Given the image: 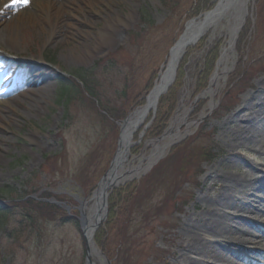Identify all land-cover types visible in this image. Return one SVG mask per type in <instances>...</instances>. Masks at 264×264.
Listing matches in <instances>:
<instances>
[{"label":"rangeland","instance_id":"374dc122","mask_svg":"<svg viewBox=\"0 0 264 264\" xmlns=\"http://www.w3.org/2000/svg\"><path fill=\"white\" fill-rule=\"evenodd\" d=\"M197 1L92 0L86 11V1L75 0L72 14L58 17L54 8L40 14L36 0H14L0 9V51L33 62L0 55V264H84L79 203L109 170L119 122L141 109L186 24L212 9H194ZM47 2L69 6L67 0ZM26 10L40 18L46 32L30 24L31 33ZM248 10L212 92L196 101L204 58L214 48L220 55L230 40L227 19L184 54L174 108L160 134L145 133L140 140L134 135L123 168L141 163L143 171L114 189L131 185L121 209L108 202L105 221L93 235L94 264H176L191 228L199 224L196 217L215 195L222 203L216 231L230 219L243 231H251V224L264 226L259 217L264 193L239 187L264 177V0H250ZM11 33L17 42L7 40ZM68 75L84 77L97 107L113 110L117 118L101 117ZM63 85L71 88L67 99L60 97ZM169 129L178 134L173 142L164 136ZM209 152L216 155L212 160L205 158ZM230 179L233 184L224 188ZM250 193L257 198L245 199ZM34 196L53 197L68 209L38 202L48 209L41 213L26 204ZM252 249L226 246L222 259L263 264L246 253ZM216 252L215 246L204 248L199 260Z\"/></svg>","mask_w":264,"mask_h":264},{"label":"bare ground","instance_id":"6f19581e","mask_svg":"<svg viewBox=\"0 0 264 264\" xmlns=\"http://www.w3.org/2000/svg\"><path fill=\"white\" fill-rule=\"evenodd\" d=\"M14 0H0V9L5 8L10 3H12ZM69 1V6L60 3L59 2H51L52 5H57L56 7L52 6L47 2V0H36L38 3V10L40 14H48L52 11L54 8V12H56L55 17H58L59 14L64 15H71L72 11L70 6L72 4H75V0H67ZM86 1V11H91V8L93 7L92 0H85ZM250 0H238V3H232L227 2L226 0H221L218 4L217 1V7L209 13V15H206L205 17L202 16L198 20L194 21L190 27L192 28L193 33L198 34L203 29L204 33L208 32H214V30L219 26L221 21L223 19H227L228 24L231 25L229 29L230 34V43L227 45V47L223 48L222 54H221V62L219 63V66L223 62L225 56L227 53L231 51V45L233 41L234 35L237 33L236 29L238 28L239 24L241 23L244 11H243V5L246 8L247 13V4ZM26 15H28L27 20V27L28 25H37L39 27L38 33H44L46 30L43 28V25L40 21V18H37L34 12L31 10H26ZM20 14V13H19ZM245 19V17H244ZM42 20V19H41ZM30 28V27H29ZM30 31L32 34L35 33V31H32V28H30ZM12 35H8L7 40L11 43L12 37L13 41L17 42V35L11 33ZM191 34V30L189 29L185 35V39L188 38ZM213 34V33H212ZM104 35H108L107 33H104ZM176 50L173 52V55L170 59V63L173 65L176 61V57L180 54V47L175 48ZM41 61V60H40ZM42 62V61H41ZM165 70L160 74L159 79L157 81V86L162 87L166 84L167 78H165L164 74ZM217 79V75H215V78L212 79L211 84ZM213 84L211 85L212 89ZM261 89L264 90V80L262 81L260 85ZM212 92V91H211ZM154 95L150 97L149 103L145 108L135 110L133 113L129 115L127 120L122 126L121 134H120V144L118 148V153L115 157L114 164L112 167V170L110 173L105 177V179L102 181L98 191L87 201V205L89 204V212L85 217V226H86V237L88 241L91 240V233L94 224L103 217L104 209L102 207V199H101V193L105 187H108L110 184H117L122 181H129L134 177L139 176V174L143 171V168L141 167V163L138 164L137 167H128L123 168V163H126V149L128 144V139L130 134L137 130L140 126L144 125L147 115L149 113V108L152 106V103L154 101ZM168 137L170 138V141L173 142V138H176L178 136L173 134L172 129H169V132L167 133ZM232 181V182H231ZM233 180L230 179V182L223 181L222 185L227 187L229 184H233ZM240 188L245 189L246 191H249L253 189L255 193L261 192L264 193V177L260 179H255L248 184H240ZM255 189V190H254ZM215 195L214 199L210 200L209 202H206L205 204V214L198 215L197 222L199 223L196 227H192L190 233L188 234L185 242H183L182 246V253L180 254L181 260H178L176 264H237V261L234 260H224L223 258V247L226 246H234L235 248L243 247L244 245H251L253 247V250H248L246 253L250 255H255L259 258L264 264V254L259 253V251L264 252V226L262 229H257L253 224L250 225L251 231L242 230L238 222H233V220L226 221V223L223 225L222 230L216 231L215 226V217L219 211V208L222 207V203L219 200V196ZM257 198V196L252 195L251 193L249 195H245V199L248 198ZM239 202V208L240 209H246L245 202L242 200H238ZM86 205V206H87ZM238 208V209H239ZM253 209V208H252ZM255 209H253L250 213L251 216H256V214H253ZM262 217V221L264 224V216ZM258 217V218H259ZM252 218V217H251ZM255 218V217H254ZM245 222V221H244ZM249 223V222H248ZM200 224L201 227H200ZM245 224V223H244ZM236 227V228H235ZM143 227H140V230ZM188 230V226L185 227ZM209 231L211 233H215L213 235V239H209L207 237ZM235 231L239 232V235L235 233ZM210 233V234H211ZM93 238V237H92ZM91 243V242H90ZM91 246V244H90ZM215 246L217 251L216 255L207 260L204 263H201V260H199L202 249L207 247ZM93 250V249H92ZM258 250V251H257ZM189 254V256H188ZM243 264H252L242 258L238 259Z\"/></svg>","mask_w":264,"mask_h":264},{"label":"trees","instance_id":"16d2710c","mask_svg":"<svg viewBox=\"0 0 264 264\" xmlns=\"http://www.w3.org/2000/svg\"><path fill=\"white\" fill-rule=\"evenodd\" d=\"M212 2H213V0H198L194 9H202V11L207 10L208 8H210L212 6ZM198 13L199 12H196L195 15H197ZM217 58H218V49L217 48L212 49L209 52V54H207L206 57L204 58L203 70L198 74V77L196 80V82L198 83L199 89H204L207 86V83H208L207 78H209V76L213 72L214 65H215ZM183 63H184V60H183ZM182 74H183V71L180 68L178 73H177V77H176V81H175L174 85L169 89L168 93L160 99L158 109H157V112L155 115V119H154L151 127L147 131L148 136L153 135L157 130H158V134H160L164 122L170 116V114L174 108V95H175L174 91L177 88V83L180 80V78L182 77ZM99 109L101 110V112H104L106 114L107 118H111V119L117 118V114L114 113L113 110L102 108V107L97 108L98 111H99ZM100 116L105 118V116L102 113L100 114ZM214 157H215V155H213L211 152H209L207 154V157H205V158L213 159ZM130 187H131V185L127 186L125 189L121 188L120 190H118L116 192H112V194L109 198V203L111 204V206L113 207L114 210H116V208H117L116 204H118V207L121 209L122 206L119 203L122 202V195L125 194L129 190ZM44 196H47V195H44ZM26 204L28 206H29V204L30 205L34 204L32 207L38 211L41 210L42 211L41 213L47 212L48 209H46L45 207L59 209L57 207H54V206H51L48 204H45L46 206L43 205V207H41V204H38L37 202H34L32 200H28ZM114 210H113V212H114ZM67 219H68V217H67Z\"/></svg>","mask_w":264,"mask_h":264},{"label":"water","instance_id":"95a60500","mask_svg":"<svg viewBox=\"0 0 264 264\" xmlns=\"http://www.w3.org/2000/svg\"><path fill=\"white\" fill-rule=\"evenodd\" d=\"M221 0H219L218 1V4H219V2H220ZM227 2H232V3H238V0H226ZM217 7V5L215 6V8ZM214 8V9H215ZM243 11H244V16H243V19H244V17L246 16V8L244 7V5H243ZM209 13H211V12H209ZM209 13H206L205 15H203L204 17L206 16V15H209ZM243 19H242V21H241V23L239 24V26H238V28L236 29V31H238L241 27H242V25H243ZM194 21H192V22H190L186 27H185V30H184V32H183V34L180 36V38H179V40L177 41V43L175 44V46L171 49V51H170V59H171V57H172V55H173V52L176 50L175 48H177V47H180V54H179V56L178 57H176V61H175V63H173V65L168 61V64H167V67H166V70H165V72H164V74H165V78H167V82H166V84L165 85H163L162 87H159V85L157 86H154L153 88H152V90L149 92V94H148V96H147V98H146V102L147 101H149V99H150V97H152L153 95H154V101H153V103H152V106H151V110H152V112H154L155 111V109H156V105H157V102H158V99H159V97L160 96H162L164 93H166V91L168 90V88L172 85V83L174 82V79H175V74H176V71H177V67H178V64H179V62H180V60H181V58H182V56L184 55V53H185V49L187 48V47H190V46H193V45H195L198 41H199V39L201 38V36H202V34L204 33L203 32V29L201 30V32H199L198 34H196L195 35V33H193L192 34V32H193V30H192V28L190 27V25L193 23ZM191 30V34H190V36L188 37V38H186L185 39V35H186V33H187V31L188 30ZM236 39V34L234 35V37H233V41H232V43L234 42V40ZM233 45V44H232ZM129 147V145L127 146V148ZM113 164V163H112ZM112 164H111V167H110V169H109V171H108V173H110V171H111V168H112ZM107 173V174H108ZM104 178H105V176H104ZM103 178V179H104ZM103 179H102V181H103ZM101 181V182H102ZM114 188V185L113 184H110L108 187H105L104 189H103V191H102V193H101V199H102V207H103V209H104V216H105V212H106V202H107V192L109 191V190H111V189H113ZM104 216L100 219V220H98L96 223H95V225H94V227H93V230H95L99 225H100V223L104 220ZM81 230H82V232H83V235H84V237H85V233H86V226H85V219H84V217L82 216L81 217ZM85 244H86V252H87V254H86V260H87V264H91L90 262H89V247H88V241H87V239H86V237H85Z\"/></svg>","mask_w":264,"mask_h":264}]
</instances>
